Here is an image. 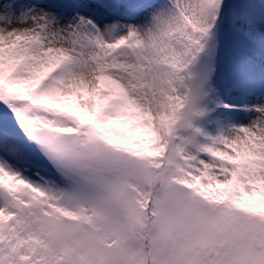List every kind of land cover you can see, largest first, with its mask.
Masks as SVG:
<instances>
[{
	"label": "snow or ice",
	"instance_id": "1",
	"mask_svg": "<svg viewBox=\"0 0 264 264\" xmlns=\"http://www.w3.org/2000/svg\"><path fill=\"white\" fill-rule=\"evenodd\" d=\"M0 264H264V0H0Z\"/></svg>",
	"mask_w": 264,
	"mask_h": 264
}]
</instances>
